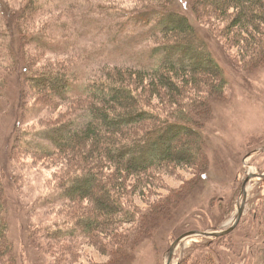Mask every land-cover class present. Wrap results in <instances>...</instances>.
I'll return each instance as SVG.
<instances>
[{
	"label": "rangeland",
	"instance_id": "374dc122",
	"mask_svg": "<svg viewBox=\"0 0 264 264\" xmlns=\"http://www.w3.org/2000/svg\"><path fill=\"white\" fill-rule=\"evenodd\" d=\"M2 1L20 16L23 12L24 22L30 21L24 15L31 0ZM41 2L44 8L35 11L29 23L36 38L32 44L27 42L25 49L21 37L16 42L12 36L8 40L9 23L0 8V85L4 80L9 83L0 108V183L8 199L6 216L14 264H112L113 257L101 248L102 238L84 237L80 231L75 234L80 217L95 206L92 201H74L67 196L65 185L80 171L75 156L34 152L58 148L51 139V128L80 116L87 120L86 109L91 103L64 105L32 93L25 73L33 61L41 70L72 68L78 81L72 90L56 96L62 98L86 93L92 79L105 75L107 66L155 67L167 55L156 51L155 41V35L163 32L165 16L146 13L145 20L135 19V11L154 6L150 0ZM174 2L171 9L199 25L202 37L226 71L228 89L217 92L210 100V112L199 117L210 156V175L205 182L190 166L175 165L149 175L125 170L130 178L125 196L135 210L150 215L168 200L180 197L179 206L173 202L172 213L160 212L164 219L156 226L152 221V228H145L140 235L128 233L140 224L126 225L132 231L121 229L123 234H134L129 236L134 247L126 251L123 264H169L175 243L184 235L233 228L245 204L246 182L255 171L264 174V151L248 159L264 148V61L254 64L251 54L243 51L244 44H237L236 34L224 36L226 23L215 18L200 21L193 0ZM45 42L50 48L40 46ZM15 52L18 69H8L15 60L7 57ZM155 100L158 107L166 108L162 99ZM115 172L122 173L113 167L107 171L109 175ZM191 256L192 264L198 259L202 264H264V179L252 183L246 215L233 234L186 241L175 264ZM10 260L13 262L3 257L0 264H10Z\"/></svg>",
	"mask_w": 264,
	"mask_h": 264
},
{
	"label": "trees",
	"instance_id": "16d2710c",
	"mask_svg": "<svg viewBox=\"0 0 264 264\" xmlns=\"http://www.w3.org/2000/svg\"><path fill=\"white\" fill-rule=\"evenodd\" d=\"M150 1L153 7L135 11L134 16L139 21L145 20L146 13L165 16L163 32L155 35V41L156 51L167 55L157 66H107L110 68L105 75L92 79L86 93L62 98L56 96L72 90L78 81L72 68L41 70L33 61L28 63L25 73L32 93L64 105L91 103L86 109L87 120L80 116L51 128V139L58 148L34 152L45 156H75L74 162L78 161L80 171L65 185L67 196L74 201L89 200L95 204L80 217L75 234L80 231L84 237L102 238L101 248L113 257L112 264H123L126 251L134 247L129 236L152 228V221L154 226L158 225L165 217L164 211L172 213L180 197L176 201L168 200L150 215L135 210L125 196L130 187L125 170L149 175L175 165L190 166L205 182L210 175V156L206 153L208 141L204 127L199 126L202 124L199 117L210 112V100L217 92L228 89L226 71L202 37L199 25L190 16L171 9L175 0ZM42 7L41 0H31L24 18L31 21L35 11ZM193 7L200 21L215 18L226 23L228 27L223 35L236 34V41H240L237 44H244L243 51L251 54L254 64L264 61V0H193ZM0 8L9 23L8 40L12 36L16 42L21 37L24 49L27 42L32 44L37 34L32 31L30 21H23V12L20 16L1 0ZM210 30L215 34L213 28ZM40 46L50 48L46 42ZM9 58L15 61L7 65L8 69H18L16 52L10 53ZM7 81L0 85V108L9 87ZM157 98L166 104L165 109L155 103ZM67 128H70L68 133ZM111 167L122 173L109 175L107 171ZM5 193L0 183V259L12 258L10 262L14 264L16 257L10 248L14 243L6 216ZM137 224L140 225L135 232L126 228ZM121 229L134 234H123ZM192 257L182 264H192L189 262ZM198 260L193 264H202Z\"/></svg>",
	"mask_w": 264,
	"mask_h": 264
},
{
	"label": "water",
	"instance_id": "95a60500",
	"mask_svg": "<svg viewBox=\"0 0 264 264\" xmlns=\"http://www.w3.org/2000/svg\"><path fill=\"white\" fill-rule=\"evenodd\" d=\"M264 151V148H261L255 152H253L248 159H251L252 157H254L256 154L261 153ZM264 179V174H260L258 171H255L251 174L250 178L248 179V181L245 184V189H244V196H245V204L242 205V209L239 213V218L237 223L235 224V226L229 230L226 231H221V232H204V231H193L190 232L186 235H184L183 237H181L174 245L173 249H172V256H171V260L169 262V264H175V260L178 254V251L180 249V247L188 240L193 239V238H214V237H226L229 236L231 234H233L242 224L244 217L246 215L247 209H248V205L250 202V196H251V186L252 183L256 180V179Z\"/></svg>",
	"mask_w": 264,
	"mask_h": 264
},
{
	"label": "flooded vegetation",
	"instance_id": "af4514ba",
	"mask_svg": "<svg viewBox=\"0 0 264 264\" xmlns=\"http://www.w3.org/2000/svg\"><path fill=\"white\" fill-rule=\"evenodd\" d=\"M249 206V205H248Z\"/></svg>",
	"mask_w": 264,
	"mask_h": 264
}]
</instances>
